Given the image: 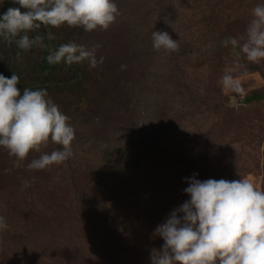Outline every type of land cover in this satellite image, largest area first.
Returning <instances> with one entry per match:
<instances>
[{
  "label": "rangeland",
  "instance_id": "rangeland-1",
  "mask_svg": "<svg viewBox=\"0 0 264 264\" xmlns=\"http://www.w3.org/2000/svg\"><path fill=\"white\" fill-rule=\"evenodd\" d=\"M115 3L120 14L107 30L76 28L73 37L100 45L103 62L73 63L87 81L47 91L75 128L73 155L30 170L32 159L60 146L42 145L22 162L0 147L8 223L0 264H150L151 249L163 244L154 229L189 199L185 178H247L264 190V99L236 103L264 93V61L223 44L243 42L251 10L264 0ZM153 31H167L178 48L155 50ZM228 69L241 92L223 85Z\"/></svg>",
  "mask_w": 264,
  "mask_h": 264
},
{
  "label": "clouds",
  "instance_id": "clouds-1",
  "mask_svg": "<svg viewBox=\"0 0 264 264\" xmlns=\"http://www.w3.org/2000/svg\"><path fill=\"white\" fill-rule=\"evenodd\" d=\"M19 8H9L0 15V37L16 43L20 50L33 47L48 48V41L56 37L48 32L30 38L29 32L42 27L59 28L67 25L83 28L86 32L107 30L119 16L115 0H13ZM21 9H24L22 12ZM243 42L225 38L224 46L231 45L251 63L264 61V4L251 10ZM155 50H176L177 41L167 31H153ZM75 42L60 44L45 56L49 65L88 62L90 68L103 62L97 60L96 50ZM20 53H17L19 58ZM228 69L223 85L241 92L240 81ZM20 77L0 74V147L18 161L30 151H40L49 143L60 147L32 159L27 168L44 170L61 164L72 155L71 144L75 128L69 123L59 105L46 89H19ZM183 192L189 197L170 211L166 219L154 229L163 240L159 249L150 251V264H264V190L247 178L238 180L197 179V174L185 178ZM25 186L27 184L25 183ZM8 223L0 215V231Z\"/></svg>",
  "mask_w": 264,
  "mask_h": 264
},
{
  "label": "trees",
  "instance_id": "trees-1",
  "mask_svg": "<svg viewBox=\"0 0 264 264\" xmlns=\"http://www.w3.org/2000/svg\"><path fill=\"white\" fill-rule=\"evenodd\" d=\"M0 15L4 14L9 8H19L20 6L13 2V0H3L1 4ZM23 12L24 9H21ZM234 19L233 14H228L225 17V21H232ZM63 28V35L60 36L55 34L56 28L42 27L38 32H29L30 38L37 34L46 37L48 32H52L55 35V39L48 41L45 38V43L48 48L41 49V54L39 56H32V53L20 50L16 43L7 42L3 37H0V74L5 77L10 78L13 73L20 77V83L17 87L21 90L27 87L30 89L44 88L47 91L52 87L65 89L73 85H80L87 81L85 73L88 71L83 69H78V66H72V70L64 71L63 62L55 65H49L45 56L49 51L56 49L60 44L67 42H74V36L76 35V28L68 27L67 25L61 26ZM73 28V29H71ZM81 29V28H78ZM219 38V36H218ZM231 46V45H229ZM232 47V46H231ZM235 52L238 51L237 48H233ZM20 53L19 58H17V53ZM84 76V77H83ZM86 79V80H85ZM264 99L263 92H252L248 97L245 98L246 103L252 101H259Z\"/></svg>",
  "mask_w": 264,
  "mask_h": 264
},
{
  "label": "water",
  "instance_id": "water-1",
  "mask_svg": "<svg viewBox=\"0 0 264 264\" xmlns=\"http://www.w3.org/2000/svg\"><path fill=\"white\" fill-rule=\"evenodd\" d=\"M236 103H237V104L245 105V103H246L245 98H238V99L236 100Z\"/></svg>",
  "mask_w": 264,
  "mask_h": 264
}]
</instances>
